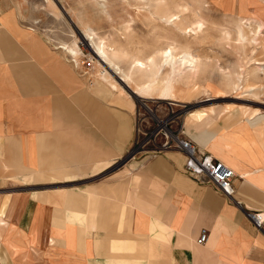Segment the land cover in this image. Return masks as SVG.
<instances>
[{
	"label": "crops",
	"instance_id": "1",
	"mask_svg": "<svg viewBox=\"0 0 264 264\" xmlns=\"http://www.w3.org/2000/svg\"><path fill=\"white\" fill-rule=\"evenodd\" d=\"M34 12L30 0H0V153L6 162H17L26 171L21 174L23 180L39 175L50 180H85L80 183L82 197L71 191L57 195V203L62 199L67 208L76 207L74 215L65 213L62 220L54 217L50 231L45 222L42 240L47 252L59 241L66 246L72 243V219L91 214L97 220L88 231L90 236H83L88 240L84 248L110 249L120 238H128L139 254V261L132 264H264V224L257 228L246 215L247 211L264 213V155L261 160L251 130L264 122V115L247 118L249 127H222L219 115L226 111L219 115L214 110L192 111L188 118V125L205 118L211 125L198 134L187 125V132L200 148L234 170L232 198L186 175L184 157L178 151L142 154L128 163V173L117 177L121 171L116 172L114 164L133 136L132 115L126 108H132V102L108 85L86 84L78 77L59 51L36 34ZM62 44L68 45H58ZM5 161L0 160L3 169ZM92 180H121L113 188L107 186L108 194L115 193L108 195L107 208L104 203L101 206L100 197L106 184ZM118 188L126 207L127 228L122 233L112 221ZM44 199L40 201L48 203ZM7 201V195L0 200V215ZM84 201L87 206L90 201V208H84ZM105 213L108 222L103 224L100 218ZM15 227L0 218L5 256L23 245L15 237L19 232ZM202 228L207 229L208 239L198 245L195 238ZM34 231L32 226L28 236ZM79 231L83 235L84 230Z\"/></svg>",
	"mask_w": 264,
	"mask_h": 264
},
{
	"label": "rangeland",
	"instance_id": "2",
	"mask_svg": "<svg viewBox=\"0 0 264 264\" xmlns=\"http://www.w3.org/2000/svg\"><path fill=\"white\" fill-rule=\"evenodd\" d=\"M30 1L35 6L36 34L52 50L59 51L61 59L73 66L78 77L86 84L94 86L114 84L118 88L117 91L123 94L122 99L132 102V108L118 101L117 105L126 106L130 110L133 136L137 118H144L142 122L145 130L157 125L155 120H151L152 114H156L164 123L177 118L168 126L183 128L190 138L188 126L190 131L196 134L202 129H211L206 118L201 122L193 120L188 125L192 111L214 110L217 114L226 111L218 114L222 119L218 124L222 127L235 124L249 127L251 125L247 118L264 115V64L257 65L252 60L256 58L261 63L264 62V0H163L160 4L161 13H177L178 25L181 27L179 31L171 25H163L162 21L155 18V0ZM244 3L246 8L241 11L238 5ZM247 19L251 20V32L256 30V26H260V33L253 36L257 46L242 41L237 36L236 26L244 22L249 23ZM85 32L95 33L97 39L104 42L109 58L122 71L130 74L131 81H128L127 87L118 81L121 73L114 74L116 69L108 68L100 62L92 49L86 45ZM62 42L68 43L65 45L72 52L58 45ZM168 47H174L178 56L184 53L192 55L197 66L196 71H185L182 68L178 70L175 65L167 66L163 63L161 50ZM74 58L79 60V64L75 65ZM148 58H152L159 67L151 66ZM133 59L147 62L148 67L141 71L133 68ZM99 72L103 73L106 82H100ZM134 89H138V93L132 94L131 90ZM115 93L117 94L116 91ZM155 100L174 104L164 107L157 105ZM251 130L254 131V143L260 146L262 160L264 122L255 127L251 126ZM133 136L127 150L117 157L114 164L118 166L123 163L115 170L121 171L117 177L128 173L126 166L129 162H133L142 154H151L144 152L147 149L133 145ZM129 154H133V157L125 160ZM4 157V154L0 153V160L5 161ZM5 163L7 168L0 167V200L7 195L8 201L4 215H0V218L16 226L14 230H19L20 233L14 235L23 245L16 248L10 256H5L0 244L3 264H125V261L132 264L139 261V254H135L128 238H120L112 243L110 249L84 248L87 244L85 237L90 236L88 231L92 229V222L97 220L91 214H82V217L72 219V243L66 246V242L59 241L54 245L55 249L51 248V251L47 252V247L44 246L46 243L43 244L42 240L45 222L46 231H50L54 217L62 220L65 213L74 215L76 207L67 208L62 199L57 203V195L60 191H71L74 195L78 193L82 197L79 193L82 189L80 183L85 180H50L49 177L41 175L32 180H23L21 174L26 171L20 170L17 162ZM92 181L100 182V186L106 184V188L100 191V197L101 206L104 203L107 208L108 195H115L114 190H110L108 194L107 186L113 188L121 180ZM116 191V211L112 221H115L117 230L122 233L127 228L126 207L122 189L118 188ZM41 197L48 199V203L40 201ZM87 197L90 199L91 194ZM82 204L84 208H90V201L88 206L86 201ZM106 215L107 213L105 217L100 218L103 224L108 222ZM32 226L36 227V231L33 236H28ZM79 229L84 230L83 235ZM31 238L33 240H30ZM92 251H96V255L100 253L101 257L95 254L93 256Z\"/></svg>",
	"mask_w": 264,
	"mask_h": 264
},
{
	"label": "built area",
	"instance_id": "3",
	"mask_svg": "<svg viewBox=\"0 0 264 264\" xmlns=\"http://www.w3.org/2000/svg\"><path fill=\"white\" fill-rule=\"evenodd\" d=\"M157 105L168 107L171 102L155 100ZM177 118L169 121L160 120L156 114H152L151 120H155L157 125L151 129L144 128V118H137L136 131L132 144L147 149L144 152L157 154L169 150H176L184 157L182 165L183 172L191 177L195 182L209 185L227 198H232L234 194L233 178L234 170L223 161L215 158L212 154L201 149L183 130V128H171L168 126ZM133 150V149H132ZM247 217L257 228L264 224V213L262 211H247ZM208 239V231L202 228L195 238L198 245L204 244Z\"/></svg>",
	"mask_w": 264,
	"mask_h": 264
},
{
	"label": "bare ground",
	"instance_id": "4",
	"mask_svg": "<svg viewBox=\"0 0 264 264\" xmlns=\"http://www.w3.org/2000/svg\"><path fill=\"white\" fill-rule=\"evenodd\" d=\"M47 1H49V0H47ZM142 1L143 2H147L148 0H142ZM155 1H156V5L153 6L155 18H157L160 21H162L163 25H171L173 27L178 28V31L181 30V27H179V25H178L177 13L171 12V11L170 12L163 11L161 13L160 4L163 3L162 2L163 0H155ZM236 4H237V2H236ZM234 6L236 8V5H234ZM238 6H239V9L241 11H243V9L246 8V4L245 3L241 4V5H238ZM262 11L264 12V10H262ZM251 16H252V14H250V18H252ZM247 21L249 23H245L244 22V24L240 23L239 25L236 26L237 36H238V38L240 40L248 41L253 46H257L255 44V41H254V37H255L254 35L260 33V26L259 25H258V27L256 26V30H254V32H251V30H250V28H251V20L247 19ZM84 39L86 40V45H88L92 49V52L99 59L100 62H103L104 64H106V66L108 68L113 67L114 69H116V72L114 74H120L121 73V77H118V81H120L122 84H124L123 86L127 87L128 81H131L130 74H128L127 72L122 71L120 69V67L116 63H114V61L111 58H109V55L107 53V50H106L104 42L102 40L97 39V36H96L95 33H89V34L86 33L84 35ZM61 46L64 47V48H67L65 44H62ZM161 57H162L163 63L167 64V66H174L175 65V67L178 70H180L182 68V69H185V71H194L197 68L192 55H190L189 53H184V54L178 56L174 52V47H168V48H165V49L161 50ZM74 59H75V65L79 64L78 63L79 60L76 59V58H74ZM147 60L149 61V64H151V66H154L155 68L158 66L152 58H148ZM252 60L255 61V64H257V65L264 64L263 61L261 63V61H259L256 58H252ZM146 63L147 62L142 61L140 59H133L132 66H133V68H136L137 70L141 71V70H145L148 67V65ZM98 74H99L100 82L101 81L106 82V78L103 75V73L99 72ZM195 74H196V72H195ZM238 79H240V77H238ZM109 84H110V86L113 89H115L117 91L118 88L114 84H111V83H109ZM138 89H140V88H138ZM138 89L131 90V93L132 94L133 93L134 94L138 93ZM171 104H174V103L171 102Z\"/></svg>",
	"mask_w": 264,
	"mask_h": 264
},
{
	"label": "water",
	"instance_id": "5",
	"mask_svg": "<svg viewBox=\"0 0 264 264\" xmlns=\"http://www.w3.org/2000/svg\"><path fill=\"white\" fill-rule=\"evenodd\" d=\"M131 157H133V154H129L127 157H126V159L125 160H129ZM124 160V161H125ZM123 163H121V165H122ZM121 165H118V166H115L116 168H118L119 166H121Z\"/></svg>",
	"mask_w": 264,
	"mask_h": 264
}]
</instances>
